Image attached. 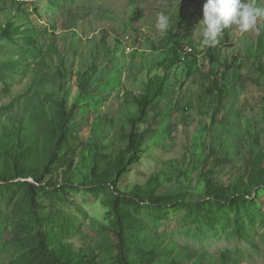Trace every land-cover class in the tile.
I'll return each instance as SVG.
<instances>
[{
  "label": "rangeland",
  "instance_id": "obj_1",
  "mask_svg": "<svg viewBox=\"0 0 264 264\" xmlns=\"http://www.w3.org/2000/svg\"><path fill=\"white\" fill-rule=\"evenodd\" d=\"M204 3L0 0V264H50L39 232L75 264H121L117 209L133 264H264V18L226 29L211 62ZM173 37L196 61L168 63ZM34 177L39 222L19 181Z\"/></svg>",
  "mask_w": 264,
  "mask_h": 264
},
{
  "label": "trees",
  "instance_id": "obj_2",
  "mask_svg": "<svg viewBox=\"0 0 264 264\" xmlns=\"http://www.w3.org/2000/svg\"><path fill=\"white\" fill-rule=\"evenodd\" d=\"M5 2H12L13 0H3ZM14 31H12L10 28H7L6 30H4V35L6 38L10 39L12 38V33ZM138 38L134 39L135 40ZM137 42V41H136ZM171 56L172 59L169 60L168 63L173 64V63H182L188 61V63L194 62L197 59L196 53H194V51H192L191 53L188 52V48L191 44L189 43H184L183 40H180L179 38L173 37L171 40ZM193 49V48H192ZM194 50V49H193ZM209 58L211 60V62H215L217 60H219V55H220V50H219V46L218 44L214 47H209ZM233 62H236V58H234ZM225 72L231 69V64L225 63ZM164 87V83H161L158 87L156 96H160L161 92L163 90ZM131 137V136H130ZM135 154H137V151L134 152L133 154V158L135 159ZM56 158V149L54 148L53 151L50 154L49 160L47 161V163L45 164V171L44 174L46 172V170L48 168H50L52 166V164L54 163ZM122 171H124V168L121 169ZM261 177H259L256 181H255V187H260V186H264V170L260 172ZM19 177V176H17ZM14 177L10 180H2L4 183H9L12 180H17ZM23 179H28V178H23ZM30 179V178H29ZM35 180V182L37 184H33V183H29V182H24L27 184V186L29 187V192H30V196H31V202H32V212L34 214V216L36 217V219H38L39 222V215H38V208H39V202L37 199V191H36V186L40 183H42V179L41 177H34L32 178ZM17 184V183H16ZM115 192L117 194H119L124 201L126 202H133L136 198H140V195L131 193V194H122L120 193L118 190H116V188H114ZM254 193H252L251 191L247 190V189H238V191L236 190L233 193V197H243L244 198V202L245 203H250V197L253 195ZM148 203L153 204V200H149ZM175 203H179V205L184 206L187 209H192L193 206L196 205H200L201 202H197V203H187L183 200H176ZM221 203V207L223 209H228L236 212L237 211V206L238 203H236V201L232 200L231 198H227L222 200ZM115 210V216H116V223H117V239L119 241V245H118V249H119V257H120V263L121 264H133V249H134V243H135V239L133 236L132 231H130V224H128L127 221H125V217L124 214L119 210ZM237 214V213H235ZM47 224V221L44 220L42 222V219L40 218V224ZM239 229L237 228V231ZM39 238L41 241V250H42V254L47 257L48 261L50 262V264H75L74 260H70L69 256H64L62 254H59L58 252H56L55 250H51L49 245H48V240L49 238L47 237L46 234H44L43 232H39ZM45 242V243H44Z\"/></svg>",
  "mask_w": 264,
  "mask_h": 264
},
{
  "label": "clouds",
  "instance_id": "obj_3",
  "mask_svg": "<svg viewBox=\"0 0 264 264\" xmlns=\"http://www.w3.org/2000/svg\"><path fill=\"white\" fill-rule=\"evenodd\" d=\"M261 18H264V7L242 3L241 0H205L202 19L196 26L203 25L202 44L214 47L223 32L232 26H236L241 33L255 30L259 35L257 23ZM173 24L168 14L161 12L157 15L156 28L159 32L166 33Z\"/></svg>",
  "mask_w": 264,
  "mask_h": 264
},
{
  "label": "water",
  "instance_id": "obj_4",
  "mask_svg": "<svg viewBox=\"0 0 264 264\" xmlns=\"http://www.w3.org/2000/svg\"><path fill=\"white\" fill-rule=\"evenodd\" d=\"M19 181L37 184L34 179H19Z\"/></svg>",
  "mask_w": 264,
  "mask_h": 264
},
{
  "label": "built area",
  "instance_id": "obj_5",
  "mask_svg": "<svg viewBox=\"0 0 264 264\" xmlns=\"http://www.w3.org/2000/svg\"><path fill=\"white\" fill-rule=\"evenodd\" d=\"M127 50H128L129 52H131V49H130V48H128ZM187 50H188L189 53H191V52L193 51L192 48H188Z\"/></svg>",
  "mask_w": 264,
  "mask_h": 264
}]
</instances>
